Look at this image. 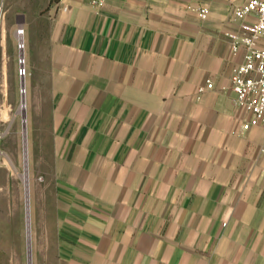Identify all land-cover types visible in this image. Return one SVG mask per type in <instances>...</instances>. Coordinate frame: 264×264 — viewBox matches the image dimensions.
I'll return each mask as SVG.
<instances>
[{
    "label": "crops",
    "instance_id": "0c3cea01",
    "mask_svg": "<svg viewBox=\"0 0 264 264\" xmlns=\"http://www.w3.org/2000/svg\"><path fill=\"white\" fill-rule=\"evenodd\" d=\"M246 1H52L44 264H264V130L231 89Z\"/></svg>",
    "mask_w": 264,
    "mask_h": 264
},
{
    "label": "rangeland",
    "instance_id": "374dc122",
    "mask_svg": "<svg viewBox=\"0 0 264 264\" xmlns=\"http://www.w3.org/2000/svg\"><path fill=\"white\" fill-rule=\"evenodd\" d=\"M51 5L52 0H0V116L2 129L7 131L1 143L6 157L0 164V264H44L53 258L52 194L50 188L43 186L40 192L37 189L45 184L39 170L40 160L43 164L51 154L50 104L46 92L36 96L40 82L35 80L37 63L46 53ZM20 27L24 30V47L17 37ZM31 58L33 82L30 80ZM23 71L26 73L21 76ZM22 80L27 88V95L23 97L27 104L25 128L20 115L16 114ZM26 167L28 190L18 174ZM27 242L31 243L30 260Z\"/></svg>",
    "mask_w": 264,
    "mask_h": 264
},
{
    "label": "built area",
    "instance_id": "2783aa9c",
    "mask_svg": "<svg viewBox=\"0 0 264 264\" xmlns=\"http://www.w3.org/2000/svg\"><path fill=\"white\" fill-rule=\"evenodd\" d=\"M59 4L63 10H67V0H52ZM93 5L102 4L103 0H91ZM201 19H206L208 9H199ZM234 19L239 23L240 34H231L233 49L235 52L245 50L244 62L234 67L231 76V89L235 93L236 106L245 108L249 119L243 124V130L248 131L254 127L264 130V0H248L235 10ZM25 71L21 76L25 75ZM207 88H213L212 82H208ZM205 88H200L202 93ZM27 95V88L21 85V98ZM10 107V106H9ZM12 109L10 108V111ZM18 111V109H17ZM16 111V114H17ZM22 124L27 123L22 114ZM2 115L0 116V164L5 161V152L1 149V143L7 136V131L2 129ZM12 162V161H11ZM12 165H16L12 162Z\"/></svg>",
    "mask_w": 264,
    "mask_h": 264
},
{
    "label": "bare ground",
    "instance_id": "6f19581e",
    "mask_svg": "<svg viewBox=\"0 0 264 264\" xmlns=\"http://www.w3.org/2000/svg\"><path fill=\"white\" fill-rule=\"evenodd\" d=\"M23 34H24V30L22 29V27L21 28H19V31H17V37H18V39L21 41V43H22V41H23ZM23 44V43H22ZM21 44V45H22ZM20 45V46H21ZM23 47H24V44L22 45ZM22 46H21V48H22ZM23 54V53H22ZM24 57L22 56V58H21V63L23 64L24 63V59H23ZM24 88H25V83H24V86H23ZM27 104H25V102H23V100H22V103L21 104H19V107H18V110H19V113H18V111H17V114H22L23 115V117H24V119L26 118V108H27V106H26ZM25 126H26V124L24 123V128H25ZM6 157V156H5ZM18 174H19V176H20V178L22 179V181L24 182V185H25V187H26V189L28 190V173H27V167H26V170L24 171V172H19L18 171ZM28 203V202H27ZM28 207V206H27Z\"/></svg>",
    "mask_w": 264,
    "mask_h": 264
},
{
    "label": "water",
    "instance_id": "95a60500",
    "mask_svg": "<svg viewBox=\"0 0 264 264\" xmlns=\"http://www.w3.org/2000/svg\"><path fill=\"white\" fill-rule=\"evenodd\" d=\"M22 86H24L23 80H22ZM31 244V243H30ZM30 244L27 242V249H28V260L31 259V247Z\"/></svg>",
    "mask_w": 264,
    "mask_h": 264
}]
</instances>
